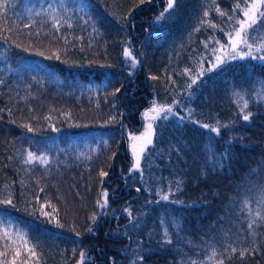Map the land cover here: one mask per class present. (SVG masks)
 Instances as JSON below:
<instances>
[{
  "label": "trees",
  "instance_id": "trees-1",
  "mask_svg": "<svg viewBox=\"0 0 264 264\" xmlns=\"http://www.w3.org/2000/svg\"><path fill=\"white\" fill-rule=\"evenodd\" d=\"M237 3L244 6L178 0L171 15L157 19L167 0H7L0 9V200L11 197L15 207L0 204V251L9 245V260L20 249L16 264H77L81 251L85 264H189L212 247L255 242V255L237 252L225 264H264V227L248 235L242 211L245 199L256 210L264 188V60L210 66L233 24L220 12L236 17ZM53 8L59 30L52 29ZM249 32L264 39V24ZM125 49L138 59L135 68ZM245 99L254 113L247 122ZM155 101L179 116L155 121L141 179L127 133L143 129V111ZM26 150L46 154L49 163H22ZM226 151L224 166H215ZM175 181L180 191L173 183L170 199L161 200L159 190ZM107 187L112 196L103 212L97 201ZM46 201L43 210L54 205L63 227L34 214ZM165 228L171 244L161 243ZM33 245L38 261L24 251Z\"/></svg>",
  "mask_w": 264,
  "mask_h": 264
},
{
  "label": "snow or ice",
  "instance_id": "snow-or-ice-1",
  "mask_svg": "<svg viewBox=\"0 0 264 264\" xmlns=\"http://www.w3.org/2000/svg\"><path fill=\"white\" fill-rule=\"evenodd\" d=\"M143 2V0H142ZM244 6L241 8V5L237 3L234 6L235 10H239L242 13L241 18H236L234 16L228 15V13L220 12L219 8L216 9L217 12H220L222 16H227L229 21H233L232 27L230 31H227L225 34L227 36V48H225L224 44H219V41L217 43L219 44V53L216 54L217 49H213V53L216 54L215 62L212 63V69L218 68L220 65L226 63L228 60H237V59H245L248 57H251L253 59H261L264 60V39L260 40H254L251 38V33L249 30L255 31V26L258 24H264V0H243ZM7 0H0V9H6ZM178 6V0H167V8L164 10V12H161L160 15L157 17V19L164 18L165 13H168L171 15V13L168 10H175V7ZM49 8H52V5H49ZM204 17H207L209 13L206 11L203 13ZM50 19L52 20V29L59 30L60 27H62L61 19L62 17H59V12L57 9L53 8L52 13H50ZM64 23L68 24L69 27H71L70 21H64ZM87 23V21H85ZM203 23V21H201ZM31 24H37V21L33 20ZM31 24H24L23 26L25 28L31 27ZM42 25H40L37 28L36 35H40V29ZM212 27H215V25H212ZM8 31H12V29H7ZM198 30V29H197ZM4 38L3 33H0V39ZM66 39V37H65ZM15 42V41H13ZM18 47L21 45H17ZM40 55H43V52L39 53ZM124 55L131 58V66L135 67L136 58L132 55L131 50L125 49ZM56 59H59V55L55 56ZM212 69H208L209 71ZM187 71V70H186ZM204 69H202L199 73V75L204 74ZM153 79H156L157 77H152ZM199 78V76H194L192 83H196V80ZM0 83H3V81H0ZM261 85V91L264 92V81L260 82ZM117 92L120 91V89H116ZM115 95V93H113ZM237 95H241V93H237ZM176 103H179L178 101ZM248 109V102L245 99L243 103V107L240 108V112L242 113V120L247 122L250 121L253 117L254 113L252 111H246ZM148 112L155 113V115L149 117V123L147 124L144 132L141 133L139 137L133 136V141H138L139 143H133L132 150L135 154V163L133 164L132 168L133 170L139 171L141 179H143V169L141 167V160L144 157L146 151L148 150L149 145L154 144V137L156 136V128L153 125V121L163 118L167 119L168 114L171 113L172 115L179 116V113L173 112V106H154L153 108H150ZM161 113H163V117H161ZM70 115V114H69ZM147 115V113H145ZM189 115H191V112H189ZM45 119H48V117H45ZM112 119H115L114 117ZM23 127H25L29 132L34 131L31 124H24ZM203 128L210 129L211 131L219 134L220 127H212L209 124H203ZM224 127H227V125H224ZM58 130V129H57ZM151 154L149 153V156ZM229 155V153L226 151L221 156L217 157V161L215 162V166L217 167H223L224 166V159ZM38 162L39 164L47 165L49 163V158L46 154L37 155L35 152L31 150H26L25 154L22 158V163L26 165H31L33 163ZM256 169H253V172H255ZM99 175L101 177L107 176L108 173L104 172L103 170L100 171ZM173 183L175 184V191H180L181 181H175V182H169L167 189H160V199L161 200H169L173 193ZM150 190V189H149ZM40 191H44L43 188L40 189ZM136 191H140L139 188L136 189ZM108 192L105 190L102 193L103 203L101 201H97L98 204H100L101 208L107 205V198H108ZM175 203H181L183 204V201L176 200ZM50 202L46 201L45 204H42L39 209H33L34 214L38 213L40 215H43L47 218L49 222L55 223L57 227H63L64 225L60 223L59 219L54 217L58 216V210L53 205L51 211H44V207L46 204ZM251 201L248 199H245L242 204V211L246 210L249 213L248 216V224L247 229L249 230L248 235L256 236L257 235V229L264 227V188H262L258 194V199L256 201L257 208L254 211L249 205ZM0 204L9 205L15 207L13 200L11 197L7 199L0 200ZM195 206V205H193ZM125 211L128 212L129 216H132L131 210L126 209ZM93 220H95V216L92 217ZM133 220H135V217H132ZM174 226L179 229V222L173 221ZM91 231V229H89ZM79 235V233H76ZM10 238V237H9ZM21 239L24 241L25 245H27V240L24 236H21ZM162 244H171V236L168 233L167 228L164 230V239L161 242ZM9 245H5L4 251H0V264H16V260L21 255L20 249L13 250L12 259H8V249ZM258 245H256L255 242H253L252 246L250 247H244L238 249L235 246L228 245L222 250H218L216 247H212L210 250V253L203 259L199 261H189V264H225V260H231L232 255L239 252V256L241 258L245 257L246 255H255L256 249ZM24 251L27 253V257L29 259L36 258L38 261V256L36 252V246L33 245L31 247H25ZM73 255H76L75 250L73 251ZM86 259V253L84 251H81L79 253V260L77 261V264H85ZM139 259H143L142 256L139 257Z\"/></svg>",
  "mask_w": 264,
  "mask_h": 264
},
{
  "label": "rangeland",
  "instance_id": "rangeland-1",
  "mask_svg": "<svg viewBox=\"0 0 264 264\" xmlns=\"http://www.w3.org/2000/svg\"><path fill=\"white\" fill-rule=\"evenodd\" d=\"M249 2H250V0H249ZM242 7H243V6H242ZM242 7H241V8H242ZM241 17H242V13H241L240 11H238V15L236 16V18H241ZM224 45H225V48H227V43L224 44ZM216 54H220L218 50H217ZM216 54H213L214 62H215ZM132 55L135 57V55H134L133 53H132ZM135 58H136V57H135ZM125 60H126V61H130V63H132L130 57L125 56ZM260 60H261V59H260ZM136 61H138L137 58H136ZM214 62H213V63H214ZM127 64L129 65V63H127ZM136 64H137V63H136ZM210 66H212V64H211ZM131 67H132V66H131ZM135 67H136V65H135ZM135 67H132V68H135ZM132 68H131V70H133ZM204 70H205V69H204ZM205 71H206V70H205ZM197 80H198V79H197ZM197 80H196V81H197ZM161 105H164V104H160V103H158V102L155 101L154 104H152L151 106H149V108H147L145 111H143L142 116H143V119H144V125H143V129H142L140 132L135 133V132H129V131H128V133H127L128 138H129V143H130L129 146H130V149H131L132 157H133V159H134V163H135V159H136V157H135V154L133 153L132 145H133L134 142H135V143H139V142H138V141H133L132 137H133V136H135V137H139V136L141 135V133L144 132V130H145L147 124L150 122V121H149V117L155 115V113L148 112V110H149L150 108H153L154 106H157V107H158V106H161ZM164 106H165V105H164ZM145 113H147V115H145ZM161 115H163V113H161ZM155 121H156V120H155ZM155 121H153V125H154ZM149 146H150V145H149ZM105 190L108 192L109 195H108V198H107V205L104 206L103 208H101V206H100L101 211H103V212H105V211L107 210V208H108V206H109V204H110V197L112 196V194H111L112 192H111V190L109 189V187L104 188V189L102 190V193H103V191H105ZM102 193H101V203H103Z\"/></svg>",
  "mask_w": 264,
  "mask_h": 264
}]
</instances>
